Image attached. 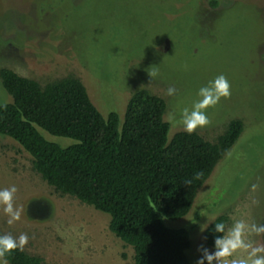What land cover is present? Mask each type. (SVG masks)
I'll return each mask as SVG.
<instances>
[{
	"label": "rangeland",
	"instance_id": "rangeland-1",
	"mask_svg": "<svg viewBox=\"0 0 264 264\" xmlns=\"http://www.w3.org/2000/svg\"><path fill=\"white\" fill-rule=\"evenodd\" d=\"M0 67L40 85L76 77L103 116L121 117L129 96L146 89L164 100L168 139L185 131L178 121L200 99L199 89L223 74L231 95L206 109L210 123L194 132L214 142L231 119L241 120L242 129L187 213L162 222L187 231L192 264L201 246L215 250L204 243L215 216L225 214L226 227L239 219L264 224V0H217L215 6L208 0H0ZM153 70L158 75L151 78ZM10 99L0 83V103ZM38 130L60 146L75 142ZM12 185L21 218L8 224L0 206V234L26 233V252L49 264L132 261L131 246L108 229L107 213L56 192L32 171L18 143L0 134V189ZM248 239L264 243V236Z\"/></svg>",
	"mask_w": 264,
	"mask_h": 264
},
{
	"label": "trees",
	"instance_id": "trees-1",
	"mask_svg": "<svg viewBox=\"0 0 264 264\" xmlns=\"http://www.w3.org/2000/svg\"><path fill=\"white\" fill-rule=\"evenodd\" d=\"M208 2L215 6L217 0ZM0 83L11 98L0 103V134L18 143L32 171L56 192L109 215L108 229L132 248L129 264H192L185 255L187 231L166 227L162 218L187 213L196 189L238 137L241 120L231 119L214 142L186 131L168 139L164 100L146 89L129 96L119 117L113 111L103 116L76 77L40 85L0 67ZM38 128L75 142L60 146ZM226 219L219 214L208 224L206 245L214 248L215 237L222 235L215 224ZM5 259L7 264H49L25 250Z\"/></svg>",
	"mask_w": 264,
	"mask_h": 264
},
{
	"label": "clouds",
	"instance_id": "clouds-1",
	"mask_svg": "<svg viewBox=\"0 0 264 264\" xmlns=\"http://www.w3.org/2000/svg\"><path fill=\"white\" fill-rule=\"evenodd\" d=\"M149 75L154 78L158 75L156 70L150 71ZM231 85L223 74L218 75L209 82L208 86L201 87L198 95L200 99L195 101L191 110L184 108L181 119L178 123L183 125L184 130L191 134L198 127L207 126L210 123L206 114V109L214 107L220 99L228 98L231 95ZM176 89L169 87L168 95H174ZM169 119L175 121V115L170 113ZM202 175L197 172L194 176L199 179ZM190 184L191 181H186ZM18 191L15 185L0 189V206L3 212L9 217L7 223L13 224L21 218L22 209L14 204L15 194ZM215 232L221 233L214 240V251H209L201 246L202 256L197 264H264V243L254 244L248 239L251 234L264 236V224H249L243 219L236 220L231 226L226 227L224 223L215 224ZM29 237L26 233H21L18 237L11 234L0 235V262L7 264L6 255L15 250L23 251L28 244ZM244 252L246 255H237Z\"/></svg>",
	"mask_w": 264,
	"mask_h": 264
}]
</instances>
